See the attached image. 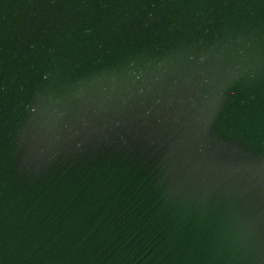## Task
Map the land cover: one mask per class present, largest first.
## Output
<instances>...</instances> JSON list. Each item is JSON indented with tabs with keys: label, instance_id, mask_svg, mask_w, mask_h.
<instances>
[{
	"label": "water",
	"instance_id": "water-1",
	"mask_svg": "<svg viewBox=\"0 0 264 264\" xmlns=\"http://www.w3.org/2000/svg\"><path fill=\"white\" fill-rule=\"evenodd\" d=\"M0 264H264V0H0Z\"/></svg>",
	"mask_w": 264,
	"mask_h": 264
}]
</instances>
